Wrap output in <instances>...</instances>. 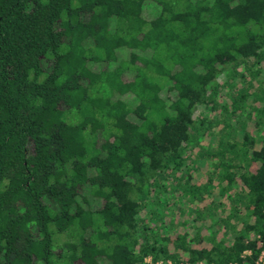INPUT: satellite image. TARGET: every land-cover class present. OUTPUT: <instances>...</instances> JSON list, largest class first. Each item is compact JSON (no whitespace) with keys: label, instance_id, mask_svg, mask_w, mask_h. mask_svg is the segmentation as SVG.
I'll use <instances>...</instances> for the list:
<instances>
[{"label":"trees","instance_id":"1","mask_svg":"<svg viewBox=\"0 0 264 264\" xmlns=\"http://www.w3.org/2000/svg\"><path fill=\"white\" fill-rule=\"evenodd\" d=\"M263 68L264 0H0V264H256Z\"/></svg>","mask_w":264,"mask_h":264},{"label":"rangeland","instance_id":"2","mask_svg":"<svg viewBox=\"0 0 264 264\" xmlns=\"http://www.w3.org/2000/svg\"><path fill=\"white\" fill-rule=\"evenodd\" d=\"M147 12L149 13H152L154 10H155V7H154V5H151V3H149V5H148V7H147ZM123 55V54H122ZM123 56H125V55H123ZM261 75V77H260V79H264V68H263V71H262V73L260 74ZM221 78H223V77H221ZM254 80V79H253ZM248 108H246L244 111H240V112H238V116H240L241 117V121H240V124L238 125V127L239 128H246V127H248V124L250 123V122H252L251 120H253V119H256L257 118V112L256 113H250L249 114V112H248ZM245 112V113H244ZM242 113H243V115H242ZM241 114V115H240ZM206 116H207V113L205 114ZM220 126H218V128H219ZM239 137H240V135H239ZM203 144H201V147H208V146H210V145H212V144H214L215 143V140H216V134H214V133H212V135L211 134H209V135H206L205 137H203ZM187 150V149H186ZM185 150V152L184 153H186V154H188V150L186 151ZM201 151H200V149L198 150V151H192L190 154H188L189 155V157L190 158H195L196 156H197V154H198V156H197V160L198 161H200V162H203V164L204 163H206V160L207 159H205V156H203V154H202V152L200 153ZM187 156V155H186ZM185 160L187 161V160H189L188 158H185ZM93 203H97V201L96 200H94L93 201ZM147 260H149V258H147Z\"/></svg>","mask_w":264,"mask_h":264},{"label":"built area","instance_id":"3","mask_svg":"<svg viewBox=\"0 0 264 264\" xmlns=\"http://www.w3.org/2000/svg\"><path fill=\"white\" fill-rule=\"evenodd\" d=\"M156 263L157 264H191V263H173L170 260H166L165 262L163 260H158ZM256 264H264V249L260 252L258 259L256 260Z\"/></svg>","mask_w":264,"mask_h":264}]
</instances>
